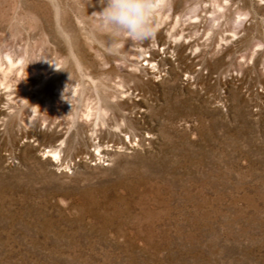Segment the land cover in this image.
I'll return each instance as SVG.
<instances>
[{"label": "rangeland", "instance_id": "374dc122", "mask_svg": "<svg viewBox=\"0 0 264 264\" xmlns=\"http://www.w3.org/2000/svg\"><path fill=\"white\" fill-rule=\"evenodd\" d=\"M156 3L0 0V264H264V0Z\"/></svg>", "mask_w": 264, "mask_h": 264}, {"label": "clouds", "instance_id": "9594fccd", "mask_svg": "<svg viewBox=\"0 0 264 264\" xmlns=\"http://www.w3.org/2000/svg\"><path fill=\"white\" fill-rule=\"evenodd\" d=\"M96 17L98 27L117 40L133 43L149 40L154 34L156 0H102Z\"/></svg>", "mask_w": 264, "mask_h": 264}, {"label": "bare ground", "instance_id": "6f19581e", "mask_svg": "<svg viewBox=\"0 0 264 264\" xmlns=\"http://www.w3.org/2000/svg\"><path fill=\"white\" fill-rule=\"evenodd\" d=\"M100 146V143L97 144V147ZM53 151V150H52Z\"/></svg>", "mask_w": 264, "mask_h": 264}]
</instances>
